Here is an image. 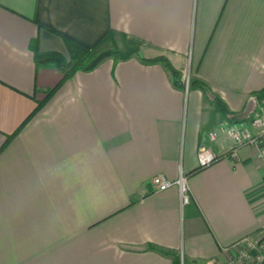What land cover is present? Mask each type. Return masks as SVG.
<instances>
[{
    "label": "crops",
    "instance_id": "obj_1",
    "mask_svg": "<svg viewBox=\"0 0 264 264\" xmlns=\"http://www.w3.org/2000/svg\"><path fill=\"white\" fill-rule=\"evenodd\" d=\"M62 36L94 57L19 127L61 77L30 42L67 55ZM160 55L181 86L143 61ZM262 87L264 0H0V264H223L264 241V146L197 159L209 130L261 111ZM180 172L184 204L151 181Z\"/></svg>",
    "mask_w": 264,
    "mask_h": 264
},
{
    "label": "built area",
    "instance_id": "obj_2",
    "mask_svg": "<svg viewBox=\"0 0 264 264\" xmlns=\"http://www.w3.org/2000/svg\"><path fill=\"white\" fill-rule=\"evenodd\" d=\"M219 133L230 139L226 149L221 154L214 152L209 146ZM244 144L254 145L257 148L264 146V110L255 113L250 118L249 124L238 126L234 123L223 121L218 124L216 129L209 130L207 132V142L201 143L197 150L199 165L206 166L220 157L236 160L237 151ZM259 155L264 161L261 151ZM151 181L155 191H162L172 185H176L181 204L187 203L191 199L187 176L181 172L175 180H169L164 175L157 173L152 177ZM236 245L234 253L223 264H260L264 261L263 240L253 236H246Z\"/></svg>",
    "mask_w": 264,
    "mask_h": 264
},
{
    "label": "trees",
    "instance_id": "obj_3",
    "mask_svg": "<svg viewBox=\"0 0 264 264\" xmlns=\"http://www.w3.org/2000/svg\"><path fill=\"white\" fill-rule=\"evenodd\" d=\"M66 50L67 55L56 51V50H48V51H39L38 45H37V37L30 42V47L33 50V57L34 62L36 65H48L55 67L58 69L61 73L60 79L52 86L50 87L41 100H38L36 102V105L31 110V112L26 116V118L22 121V123L19 125L21 127L29 118H31L34 114V112L38 111L42 105L44 104L45 100L51 96L56 89L60 86L63 81L71 77L76 71L86 69L90 62L92 61L94 57V50L91 47H88L74 39H71L67 36H62ZM117 53L116 50L112 51V54ZM146 62H161L170 72L173 83L177 86H181L182 82L180 79V73L176 68L172 66L169 60L163 55L157 56L153 59H146L143 60ZM184 83V82H183ZM189 85L190 84H196L199 87H201L204 91H207V87L205 83L198 80H191L189 79ZM212 102L217 106L219 111L225 115H231V112L227 108L225 102L218 97L217 95H210ZM255 97L259 100L260 103H264V87L259 89L255 92ZM17 132L15 130L11 134L8 135V138H10L12 135H14ZM171 264H183V260H179L178 254H172L171 255Z\"/></svg>",
    "mask_w": 264,
    "mask_h": 264
},
{
    "label": "rangeland",
    "instance_id": "obj_4",
    "mask_svg": "<svg viewBox=\"0 0 264 264\" xmlns=\"http://www.w3.org/2000/svg\"><path fill=\"white\" fill-rule=\"evenodd\" d=\"M187 77H188V73L186 72V74L184 73V75H183V81H186L187 80ZM181 79V78H180ZM185 89H186V87H185ZM187 90V89H186ZM259 101V100H258ZM261 106H262V108H261V110H264V103L262 104H260ZM179 260H182V258H181V256L179 255ZM183 264H184V262H183Z\"/></svg>",
    "mask_w": 264,
    "mask_h": 264
},
{
    "label": "water",
    "instance_id": "obj_5",
    "mask_svg": "<svg viewBox=\"0 0 264 264\" xmlns=\"http://www.w3.org/2000/svg\"><path fill=\"white\" fill-rule=\"evenodd\" d=\"M260 264H264V261H263V262H261Z\"/></svg>",
    "mask_w": 264,
    "mask_h": 264
}]
</instances>
